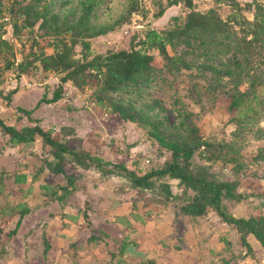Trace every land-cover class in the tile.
Masks as SVG:
<instances>
[{
	"label": "rangeland",
	"instance_id": "1",
	"mask_svg": "<svg viewBox=\"0 0 264 264\" xmlns=\"http://www.w3.org/2000/svg\"><path fill=\"white\" fill-rule=\"evenodd\" d=\"M136 1L137 8L128 15L131 0H100L92 17L95 23L114 21L126 14L128 19L113 30L92 37V53L129 47L135 35L144 36L151 28L162 30L171 26L174 16L186 12L182 4H174L157 17V0ZM193 1L198 10H206L214 4V0ZM240 1L245 7L247 2H264ZM44 2L54 12L61 10L71 14L81 0ZM0 7L11 15L7 0H2ZM245 12L253 18L255 9L252 7ZM73 18L74 15H70V19ZM2 22L4 36L14 42L18 50L16 63L22 58V50L30 49L28 36L31 34L46 35L40 40L48 52L53 51V35L42 25V19L33 31L25 27L18 37L12 21ZM75 50L76 55L81 56L84 49L77 44ZM169 51L175 53L170 46ZM151 52L156 55V62L162 64L159 51L152 49ZM62 76L54 71L45 72L40 65L31 75L17 77L12 70L0 73L3 79L0 81V117L17 127L39 125L54 133L66 132V138H70L77 149L89 150L113 163H124L137 174L163 167L171 158V151H161L159 142L145 126L124 118L109 104L101 105L94 92L95 86L80 89L72 82H65L61 98L45 101L55 96ZM189 83L190 73L183 71L176 79L172 78V82L152 86L149 97L162 99V109L171 118L170 124L177 120L173 109L179 106L192 114L191 118L209 138L236 137V124L223 121L228 116L223 103L202 109L188 92ZM123 97L128 96L117 93L113 101L119 103ZM124 105L129 107L127 102ZM9 138L0 127V177H6L8 184V189L0 195V213L11 208L19 212L0 215L6 243L4 252H0V264H264V248L259 240L248 236L254 250L249 252L240 234L223 221L216 210L211 209L200 217L178 212L177 207L187 202L193 191L185 192L176 177L168 175L158 180L154 190L148 189L140 196L138 188L124 174L106 175L96 167L86 169L67 162V174H73L76 189L61 201L51 194L49 186L58 188L67 184V178L61 173L52 177L48 169L40 172L46 156L41 138L29 144H15ZM241 143L240 161L248 167L239 175L242 180L239 189L256 194L240 201L225 199L223 203L236 216L264 213V193H259L264 191V157L259 156L264 155V138L252 133ZM257 156L261 159L257 160ZM195 160L210 164L211 170L219 171L224 177L234 178L233 162L223 165L220 160H207L200 151ZM162 182L170 185L175 196L173 202H164L165 196L162 198L157 193L163 192ZM25 207L32 212L25 214L17 227L20 209ZM92 228H96L95 234L100 239L89 241ZM46 238L51 244L47 251ZM129 244L143 251L146 259L126 254L127 247L124 251L122 248Z\"/></svg>",
	"mask_w": 264,
	"mask_h": 264
},
{
	"label": "trees",
	"instance_id": "2",
	"mask_svg": "<svg viewBox=\"0 0 264 264\" xmlns=\"http://www.w3.org/2000/svg\"><path fill=\"white\" fill-rule=\"evenodd\" d=\"M44 1L7 0L16 37L22 35L25 27L33 31L35 24L42 19V25L50 29V35H53V51L48 52L40 40L46 35L40 32L31 34L28 36L30 49L22 50V58L16 63L18 50L14 42L4 36V22L1 21L0 73L12 70L17 77L31 75L39 65L45 72L62 73L61 86L56 89L55 96L45 101L61 98L65 82H72L80 89L88 85L95 86L94 92L101 105L109 104L124 118L145 126L159 142L160 150H169L172 154L163 167H153L143 174H137L124 163H113L89 150L77 149L70 143L71 139L66 138V132L54 133L39 125L17 127L0 117V127L3 133L10 136V142L29 144L41 138L46 156L40 172L48 169L52 177L60 173L66 175L67 184H61L58 188L49 186L51 194L63 201L76 189L73 174H67V162L86 169L96 167L106 175L124 174L138 188L140 196H144L148 189L154 190L157 181L169 175L179 179L185 192L193 191L187 202L177 207L178 212L200 217L214 209L223 221L240 234L249 252L254 251L248 241L249 235L259 240L264 248V213L236 216L223 203L225 199L240 201L256 194L239 189L242 184L239 175L248 167V164L240 161L239 154L241 141L247 135L254 133V136L264 138V2H247L245 7L240 0H214V4L206 10H198L193 0H167L166 3L157 0V17L174 4H182L186 12L174 16L171 26L162 30L151 28L144 36L135 35L129 47L94 54L91 52L90 39L126 21L128 15L137 8V1L131 0L128 15L100 24L92 20L100 0H81L70 11L71 14L61 10L54 12ZM252 7L255 12L250 18L245 10ZM3 12L0 7V15ZM70 15H74V18L70 19ZM77 44L84 49L81 56L76 55ZM169 46L175 53L169 51ZM152 49L159 51L162 64L156 62ZM183 71L190 73L188 92L202 109L223 103L228 112L223 121L236 124V137L209 138L191 118L192 114L179 106L173 109L177 120L169 123L171 118L162 109V99L149 97V89L156 84L172 82V78L176 79ZM117 93L128 97L120 98L117 103L113 101ZM25 111L31 113V110ZM198 151L207 160H220L223 165L233 162L234 178L224 177L219 171L211 170L210 164L198 163L195 160ZM259 156L264 157L262 154ZM160 185L163 192L157 193L162 198L165 196L163 201L173 202L175 196L170 185L165 182ZM6 189V177L1 176L0 195ZM259 193L263 194L264 191ZM11 209L7 212H19L16 208ZM7 212L1 211V217ZM29 212H32L29 207L20 209L17 227L22 217ZM4 231L0 224V252H4L6 245ZM92 231L89 241L100 239L95 234L96 228H92ZM46 244L47 251L51 246L47 238ZM127 246L122 248L123 251Z\"/></svg>",
	"mask_w": 264,
	"mask_h": 264
},
{
	"label": "water",
	"instance_id": "3",
	"mask_svg": "<svg viewBox=\"0 0 264 264\" xmlns=\"http://www.w3.org/2000/svg\"><path fill=\"white\" fill-rule=\"evenodd\" d=\"M125 253L135 256H141L144 260L146 259V254L141 250H137L134 244H129L126 248Z\"/></svg>",
	"mask_w": 264,
	"mask_h": 264
},
{
	"label": "built area",
	"instance_id": "4",
	"mask_svg": "<svg viewBox=\"0 0 264 264\" xmlns=\"http://www.w3.org/2000/svg\"><path fill=\"white\" fill-rule=\"evenodd\" d=\"M1 21H10V16L6 14L5 11L2 13V15H0V22Z\"/></svg>",
	"mask_w": 264,
	"mask_h": 264
},
{
	"label": "crops",
	"instance_id": "5",
	"mask_svg": "<svg viewBox=\"0 0 264 264\" xmlns=\"http://www.w3.org/2000/svg\"><path fill=\"white\" fill-rule=\"evenodd\" d=\"M68 171V170H67Z\"/></svg>",
	"mask_w": 264,
	"mask_h": 264
}]
</instances>
